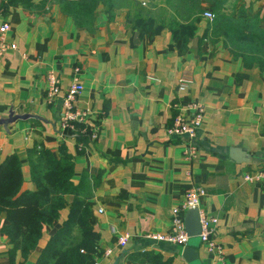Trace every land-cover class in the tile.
<instances>
[{
    "label": "crops",
    "instance_id": "0c3cea01",
    "mask_svg": "<svg viewBox=\"0 0 264 264\" xmlns=\"http://www.w3.org/2000/svg\"><path fill=\"white\" fill-rule=\"evenodd\" d=\"M5 2L3 39L15 46L0 52V115L11 106L53 123L27 117L10 123L8 131L0 127V160L17 154L20 190L33 188L26 149L42 145L57 154L61 144L72 161L71 181L84 174L90 185L86 203L96 243L110 249L97 264H112L116 257L115 264H131L127 254L137 250L168 264H190L180 255L183 245L146 234L169 230L170 208L192 185L203 189L199 208L217 218L210 238L222 247L221 262L264 264V190L242 178L245 171L264 168V64L241 57L222 29L210 25L220 15L222 23L260 33L264 0H121L109 13L96 6L86 28L76 26L56 0H0ZM135 6L157 30L132 25L127 17ZM204 10L214 16L204 17ZM169 21L191 22L192 35L182 43ZM49 69L59 77L60 92L47 103ZM74 76L82 83L76 104L87 109L85 125L93 133L81 149L73 134L56 128L60 95ZM194 101L203 106L195 134L167 135L173 114L181 108L189 116ZM64 199L23 264L33 263L65 219L71 194ZM121 234L122 246L116 242ZM9 247L0 232V264L7 263ZM196 248L200 264H217L203 243Z\"/></svg>",
    "mask_w": 264,
    "mask_h": 264
},
{
    "label": "trees",
    "instance_id": "16d2710c",
    "mask_svg": "<svg viewBox=\"0 0 264 264\" xmlns=\"http://www.w3.org/2000/svg\"><path fill=\"white\" fill-rule=\"evenodd\" d=\"M14 0H7L13 2ZM62 12L68 14L76 26L88 27L92 22L94 8L101 5L108 13L121 0H56ZM8 3H1L4 7ZM144 14V15H143ZM138 29L157 30L151 25L152 19L138 8L133 7L132 16L127 17ZM216 18V19H215ZM212 19V30L222 29L232 47L241 57H252L264 64V30L260 33L244 31L233 21L222 23L220 15ZM209 25V26H210ZM168 26L175 38L182 43L192 35L190 22L169 21ZM75 129L63 130L62 135L73 134L79 149L89 138V129L75 122ZM29 180L32 189L20 190L22 173L20 161L15 152L6 154L0 160V213H4V223L0 232L7 238L10 247L6 264H23L26 255L34 248L44 226L50 225L58 217L61 207L66 204L65 194H71L67 202V214L60 225L49 235L32 264H86L101 255L102 249L96 243L97 232L88 220L89 207L86 203L91 189L84 174L76 183L70 179L73 165L69 153L63 145H58L57 154L42 145L26 149ZM18 252L19 260L15 259ZM131 264L147 261L149 264H168L158 254L147 250L132 251L127 254Z\"/></svg>",
    "mask_w": 264,
    "mask_h": 264
},
{
    "label": "built area",
    "instance_id": "2783aa9c",
    "mask_svg": "<svg viewBox=\"0 0 264 264\" xmlns=\"http://www.w3.org/2000/svg\"><path fill=\"white\" fill-rule=\"evenodd\" d=\"M144 3V1H141ZM202 15L208 19H211L214 14L209 10H204ZM7 29L6 23H0V52L5 51L8 48H13L15 46L14 42H6L3 39V33ZM75 71L78 70L77 66L73 68ZM45 80V90H44V100L49 103L53 98L59 95L60 92V80L57 74L53 70L49 69L44 75ZM179 89L184 88V83L182 81L178 84ZM82 89V83L74 76L72 80L68 83L62 95H60V110L59 117L56 123V128L62 135V131L67 129H75V122H80L83 124L79 131H84L85 129V118L87 114V109L80 108L76 104V99L78 94ZM191 109V114L189 116H184L181 113V108L173 114L171 123L165 127V133L169 136H185L191 137L195 134L196 129L200 125L201 116L203 112V106L200 102L194 101L188 104ZM89 136H93V133L89 130ZM242 178L246 181H251L258 183L264 190V168H257L253 171H245L242 174ZM203 194V189L199 186H189L187 187L183 194L181 200L170 208V228L165 232H150L146 236L151 239H158L167 241L174 244L184 245L188 235L185 232L183 224V214L187 208H197L198 220L200 229L197 234L199 237V242L203 243L205 249L214 255V261L217 264H223L221 262L222 257V247L220 244L214 242L210 238L217 218L213 215L206 214L203 210L199 208L200 196ZM116 242L118 245L122 246L126 242V234H121L117 236ZM110 252L109 248H105L102 251L103 255H107ZM93 264H97L94 261Z\"/></svg>",
    "mask_w": 264,
    "mask_h": 264
},
{
    "label": "water",
    "instance_id": "95a60500",
    "mask_svg": "<svg viewBox=\"0 0 264 264\" xmlns=\"http://www.w3.org/2000/svg\"><path fill=\"white\" fill-rule=\"evenodd\" d=\"M27 117L37 118L46 122H49L51 125L53 123L49 120H45L42 116L31 113L28 111H15L11 106L8 107L6 112L3 115H0V127L3 128L5 131H8V125L15 120L18 119H26ZM232 153H238L236 148L229 149ZM244 153L243 157H247V154ZM234 160H237L236 157L230 155ZM244 160V158L240 159ZM183 224L186 234L188 238L185 244L180 249V255L190 264H200L198 257H197V248L196 246L198 243L193 236L197 235L200 229L199 220H198V212L197 208H187L183 214ZM117 261V257L112 261V264H115Z\"/></svg>",
    "mask_w": 264,
    "mask_h": 264
},
{
    "label": "rangeland",
    "instance_id": "374dc122",
    "mask_svg": "<svg viewBox=\"0 0 264 264\" xmlns=\"http://www.w3.org/2000/svg\"><path fill=\"white\" fill-rule=\"evenodd\" d=\"M196 239V242L199 243V237L197 235L193 236Z\"/></svg>",
    "mask_w": 264,
    "mask_h": 264
}]
</instances>
